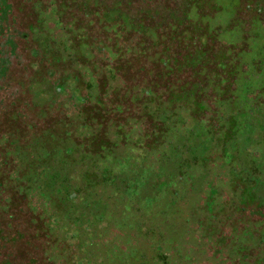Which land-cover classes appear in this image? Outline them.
I'll return each instance as SVG.
<instances>
[{"label": "trees", "instance_id": "trees-1", "mask_svg": "<svg viewBox=\"0 0 264 264\" xmlns=\"http://www.w3.org/2000/svg\"><path fill=\"white\" fill-rule=\"evenodd\" d=\"M231 1L222 27L218 0H83L81 17L100 29L83 37L95 53L84 69L93 95L78 97L87 110L74 124L82 134L61 146L70 135L65 125L50 138L55 156L85 170L51 194L42 191L45 173L32 174L29 163H19L17 174L4 172L1 264H38L30 249L43 250L8 227L13 209L33 225L38 202L49 198L58 207L59 199L73 201L94 187L110 192L109 200L126 198L110 217V248L127 251L133 264H182L188 255L179 254V238L191 236L206 241L184 246L208 254L198 264H264V53L245 57L257 33L264 35V0ZM54 54L44 64L47 74ZM56 206L40 222L49 245ZM85 216L84 227L93 219L105 224V216ZM177 220L189 224L184 232L174 231Z\"/></svg>", "mask_w": 264, "mask_h": 264}, {"label": "rangeland", "instance_id": "rangeland-1", "mask_svg": "<svg viewBox=\"0 0 264 264\" xmlns=\"http://www.w3.org/2000/svg\"><path fill=\"white\" fill-rule=\"evenodd\" d=\"M66 1L55 0L47 12L41 14L40 11L30 9L26 5V0H9L12 9L9 12L8 20L11 21L12 25L15 24L17 30L15 32L26 34L28 40L25 43L20 41L17 48L20 54L24 55V58L20 59L21 63L17 64L15 58H12L13 61L4 78L5 80L1 82L3 90H1L0 95V181L3 180L4 172L8 171L9 174L19 172L23 168L20 166L21 162L22 164L29 163L32 174H39L40 171L45 173L40 182L44 187L42 191L48 193L54 189H64L67 186L65 177L81 169L80 166L77 168L75 163L71 162L73 158L69 161L70 158L61 159L54 155L50 134L53 130L60 131L61 127L64 128L66 125L70 130V135L61 140V143L59 141L64 147L75 141L74 135L82 134V131L75 125H77L79 113L87 110H83L78 97L81 94L93 95V90L86 84L87 75L84 69L85 63L95 60L94 49H88L86 46L87 39L83 37L89 36L90 38L100 30L99 25L95 22H88L86 19L80 18L73 9L69 10L68 8L73 7V4L69 3L67 8L59 4ZM218 3L221 12H218L217 15L218 18H221L222 27H225L227 24L223 17L228 18L229 5L232 4V1L218 0ZM39 4L46 5L45 3ZM33 24L36 31L30 29ZM232 29L235 31V35H239L238 30L240 28L238 26H228L225 30ZM87 32L89 33L86 34ZM224 36L226 37V35ZM88 40L92 42L91 39ZM250 47L252 51L245 57L254 54V50L261 53L260 55L264 53V35L262 32L260 35L257 33V36L251 40ZM30 49L37 52L36 58L32 57ZM53 52L57 55V60L54 58L56 61L50 66L52 74H47L44 64L46 61H51L50 56H53ZM91 73L94 74V71ZM60 79L64 82H59ZM56 80H59L58 86L54 85ZM57 87L61 90L56 89ZM64 112L68 113L69 118L64 117L63 114H67ZM92 122L96 124L97 121L93 120ZM26 123L35 124V127L32 130H27L24 128ZM94 128L99 130L100 126ZM113 150L115 153L119 151L118 148H113ZM102 153L106 154L107 152L103 151ZM100 160L105 162L103 159ZM107 161L112 162L111 159H107ZM115 170L118 171L116 168ZM99 188L94 187L87 193L78 196L73 195L75 197L73 201L59 199L58 207L49 203L51 202L49 198L45 199L46 203L43 202L44 200L38 202L41 215L39 219L38 217L35 219L37 223L33 225H30L32 218L30 219L28 215L22 216V213L20 214L13 209L12 218L16 220H14L15 223H12L13 225L8 227H17L19 232L25 233L35 248L40 244L42 245L43 250L41 251L30 249L38 264H60L62 260V264H133L132 257L127 251L113 252L110 248L112 241H116L115 236L111 234L110 217L116 216L119 211L117 204L125 201L126 198L122 197L119 198L120 200H115L116 197H114V200H109L110 192L104 193L98 190ZM262 192L264 193V187ZM143 194L144 190L142 189ZM3 198L4 192L0 191V223L7 221L8 218L3 208L7 199L3 200ZM21 204L25 207L24 202ZM54 206H56L57 215L60 214V217L50 232L52 238L49 245V240L44 242L42 237L40 222H43L45 214L47 215ZM85 214L89 218L105 216L104 226L101 225V222H96L93 219V225L84 227ZM121 217L125 216L122 215ZM175 225L179 226L178 228L174 227V231L184 232V222L177 220ZM184 226L187 228L189 224ZM73 230H76V234H70L71 238H66L68 232L74 233ZM158 236L159 234H156L155 237ZM164 237L169 238L168 236ZM194 238L197 236H191L189 239L187 237L179 238L181 240L178 248L179 254L188 255L186 257L188 260L182 261V264H192V261L198 264L209 259L208 254L204 251L191 252L186 248L184 249L187 242L206 244L204 238H200V242L193 241ZM169 239L171 240V238ZM118 241L125 243L124 238ZM48 246H50L49 251H47ZM57 247L60 249L59 258L53 259L50 253L58 252ZM44 252L46 253L44 254ZM20 254L21 252H19ZM111 255L114 257L111 258ZM175 255L177 254L175 253ZM16 260L19 262V259L16 258Z\"/></svg>", "mask_w": 264, "mask_h": 264}, {"label": "flooded vegetation", "instance_id": "flooded-vegetation-1", "mask_svg": "<svg viewBox=\"0 0 264 264\" xmlns=\"http://www.w3.org/2000/svg\"><path fill=\"white\" fill-rule=\"evenodd\" d=\"M55 0H26V5L30 7V9L34 11H40V13H46L47 9L52 6ZM46 4V5H40ZM69 3L73 4V7L68 8L69 10L73 9L77 12L78 16L82 15V4L83 0H67L65 3H59L64 6H68ZM42 7V9H40ZM12 6L9 0H0V95L1 90H3L1 82L5 79V76L10 68V64L12 63V58H15L17 64H20L22 58H24L23 54H20V51L17 50L19 47L20 41L25 43L28 38L26 34L16 33L15 24H11L8 20L9 12L11 11ZM35 24V23H34ZM31 26V31H36L35 25ZM35 51L33 49H30ZM36 52V51H35ZM2 88V89H1ZM1 132V127H0ZM1 139V137H0ZM0 178H1V143H0ZM1 186V181H0ZM1 191V187H0ZM1 201V200H0ZM1 204V202H0ZM0 264H1V223H0Z\"/></svg>", "mask_w": 264, "mask_h": 264}]
</instances>
